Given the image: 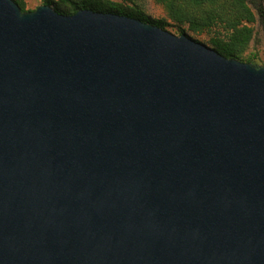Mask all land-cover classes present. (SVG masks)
Wrapping results in <instances>:
<instances>
[{
  "label": "water",
  "instance_id": "1",
  "mask_svg": "<svg viewBox=\"0 0 264 264\" xmlns=\"http://www.w3.org/2000/svg\"><path fill=\"white\" fill-rule=\"evenodd\" d=\"M0 264H264V66L0 0Z\"/></svg>",
  "mask_w": 264,
  "mask_h": 264
},
{
  "label": "trees",
  "instance_id": "2",
  "mask_svg": "<svg viewBox=\"0 0 264 264\" xmlns=\"http://www.w3.org/2000/svg\"><path fill=\"white\" fill-rule=\"evenodd\" d=\"M171 19L185 32L184 26L209 35V46L223 56L241 59L254 37L256 13L250 0H158ZM17 2V1H16ZM61 14L72 15L82 9L125 15L158 25L170 24L165 19H152L135 0H51ZM252 59L248 62L251 63ZM254 63V62H253Z\"/></svg>",
  "mask_w": 264,
  "mask_h": 264
},
{
  "label": "rangeland",
  "instance_id": "3",
  "mask_svg": "<svg viewBox=\"0 0 264 264\" xmlns=\"http://www.w3.org/2000/svg\"><path fill=\"white\" fill-rule=\"evenodd\" d=\"M23 11H34L40 5L48 4L54 8V5L50 4L51 0H15ZM118 1V0H115ZM138 7L142 8L146 15L152 19H165L170 25L166 27V30L176 34H185L192 39L199 42L209 44L208 40L210 35L206 31L198 30L194 31L184 26L185 32L178 28L176 21L171 19L168 15V11L164 4L158 0H135ZM251 6L253 7L257 20L254 26V37L247 48L244 50L241 59L243 62H248L252 59L251 63L264 66V0H250ZM249 63V62H248Z\"/></svg>",
  "mask_w": 264,
  "mask_h": 264
}]
</instances>
